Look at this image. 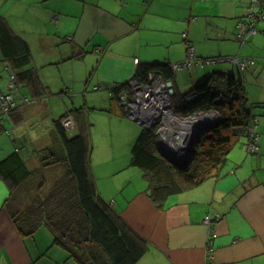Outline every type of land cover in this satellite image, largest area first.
<instances>
[{
  "label": "crops",
  "instance_id": "1",
  "mask_svg": "<svg viewBox=\"0 0 264 264\" xmlns=\"http://www.w3.org/2000/svg\"><path fill=\"white\" fill-rule=\"evenodd\" d=\"M72 1L76 4L66 11L69 13L52 11L58 13V17L51 13L53 22H50L58 25L56 32H39L34 39L28 35L22 38L29 46L33 60L31 66L35 70L34 61L40 67L81 63L82 70L88 60L94 65L96 72L88 80L71 78L65 89L71 96L89 92L87 95L91 98L107 99L105 113L117 126V132H123L114 140L113 133L101 132L100 137L104 136L101 142L111 150L119 147L127 153L141 132L132 119L121 115L110 94L113 86L127 85L125 96L121 97L122 106L126 95L132 94L129 84L138 66L179 63L186 58L188 44L193 47L196 58L235 56L255 61L246 68L241 80L247 102L257 118L258 150L246 154L243 143L242 147L235 146L220 177H211L193 189L172 195L162 208H158L148 195L142 173L134 180L136 183L130 185L135 174L123 178L124 167L108 174V177L114 176L113 179L107 178L102 183L95 174L93 160L91 171L100 196L112 203L113 210L147 242V251L135 264H206L205 243L209 229L203 220L207 215L218 216L216 237L211 244L213 264H264V22L258 24L257 32L244 43L235 38L237 23L244 18L250 0ZM60 24L65 25L62 31ZM34 46H38V52H41L37 60L32 54ZM79 54L83 55L78 58ZM57 57L60 62L52 63L51 60ZM191 65L178 71L171 69L174 73L169 81L163 80L159 74L153 75L159 77L165 86L167 82L171 83L173 106H179L184 96L213 73L238 74L237 68L227 61L209 67L195 65L193 61ZM3 74L0 72L1 90L6 89ZM40 81L48 88L46 84L49 83ZM75 82L80 85L75 86ZM23 88L27 93L19 94L30 96L29 90ZM90 90H100V94L90 93ZM33 101L37 103L38 113L31 119L30 131L21 124L24 114L19 111L10 114L0 126V161L18 148L26 167L33 172L24 184L25 190L18 192L22 207L39 194L46 196L55 181L65 173L61 163L49 167L41 164L39 153L42 156L46 149L61 158L64 152L55 136L54 123L42 118L43 114L50 113L49 100L42 95ZM84 105H89L87 100ZM73 108L69 111H74ZM80 112L84 114L85 109L81 108ZM70 114L76 115L72 117L74 125L70 129L76 135L83 131V115ZM13 127H17V135ZM6 131L10 132L9 136ZM3 135L5 138H1ZM22 135H28L32 143L23 144L20 141ZM6 137L10 138L9 141ZM51 139L56 147L47 143ZM90 141L93 154L99 142L93 138L92 132ZM39 172L47 175L38 177ZM8 191V183L0 178V264H75L68 260L61 246L53 244L47 228L41 227L30 237L20 236L3 206ZM85 253L87 264H110L97 247L88 246Z\"/></svg>",
  "mask_w": 264,
  "mask_h": 264
},
{
  "label": "trees",
  "instance_id": "2",
  "mask_svg": "<svg viewBox=\"0 0 264 264\" xmlns=\"http://www.w3.org/2000/svg\"><path fill=\"white\" fill-rule=\"evenodd\" d=\"M82 55L79 54L78 58ZM32 61L27 42L0 15V63L2 66H10L16 89L19 86L27 88L33 98L47 96L49 90L41 84L36 70L31 66ZM203 65L207 64L199 66ZM237 72L236 76L213 73L188 94L195 95L192 101L185 102L184 96L179 106L172 105L174 114L182 117L211 109L220 115V119L196 140L194 151L184 168L173 166L159 151L153 138L156 127L141 129L131 147L129 165L142 172L148 195L158 208L163 207L168 197L193 189L211 177H220L228 164L231 150L239 139H244L245 142L248 124L255 115L247 102L242 75L238 69ZM173 73L170 64L151 63L138 66L133 78L139 83H149L153 75L159 74L163 80L169 81ZM126 88L128 89L127 85L113 86L110 94L114 106L120 109L121 115L127 117L128 112L120 106ZM25 96L29 98L28 95ZM17 108L4 115L3 122ZM80 111L81 109L71 112L81 114ZM67 112L53 122L64 157L57 156L51 149H46V153L40 156L44 167L63 164V177L55 181L46 196L39 194L31 203L22 207L18 192L25 190L24 184L33 172L26 167L16 148L0 161V178L9 187L3 206L20 236L30 237L41 227L47 228L52 235L53 244L61 246L66 251L68 260L75 264H87L85 251L88 246L97 247L110 264H135L147 251V242L113 210L112 203H107L100 196L91 171V144L85 129L76 135H69L63 128L61 120L66 117ZM70 116L74 118L76 115ZM6 135L9 136L10 132L6 131Z\"/></svg>",
  "mask_w": 264,
  "mask_h": 264
},
{
  "label": "rangeland",
  "instance_id": "3",
  "mask_svg": "<svg viewBox=\"0 0 264 264\" xmlns=\"http://www.w3.org/2000/svg\"><path fill=\"white\" fill-rule=\"evenodd\" d=\"M76 4L74 1L72 0H0V15L3 16L9 27L16 32L18 35H20L21 37H23L25 39V36H29L30 38L34 39V36H37V34L39 32H48V31H57L58 25H54L50 24V22H53L51 20V13L52 11H65V13H69L66 12L68 10H71L70 8H72V6ZM71 14V13H70ZM53 16H57L58 17V13H52ZM72 15V14H71ZM64 24H60L59 27L61 28V31L64 28ZM34 41V40H33ZM60 42H63L60 40ZM39 48L38 46H34L33 48V52L32 54L34 55V57L37 59H39V53L38 52ZM193 50V47H192ZM61 52V51H60ZM194 53V51H193ZM90 54H94V53H90ZM90 54H88L87 56H89ZM40 57H43L42 55ZM196 58V57H195ZM216 58V57H215ZM197 59H211V58H206L204 56H201V58H197ZM38 62V61H37ZM40 62V61H39ZM38 62V63H39ZM52 63H58L60 62V58H54L51 60ZM88 61L85 62V66L82 70L81 68V63H65V64H59V65H55V66H36V62L34 61V66L36 67V70L39 71L38 72V77L39 80H44L46 84L48 86V95L46 96V100L48 99V109L50 111L49 114H43L42 118L46 119L47 121H57L66 111V109L69 111V108L74 107V110H78L81 108L85 109V113L81 114L83 115V131H84V127H86L85 133L88 137V140L90 141V137H91V132H92V136L94 139H96L100 145V147L95 146V151L91 155H90V164H91V160L92 164L94 165V170H95V174L98 178L102 179L100 183H102L103 181L105 182V179H109L112 180L113 177L112 176H107L108 174L111 175L113 174V171L116 170L117 168L120 169L122 167H124L125 169L122 170L123 171V178L124 175H133L135 174V176L133 177L132 183H130V185L135 184L136 182L134 181L136 178L138 179V176H141V171H139L138 168L134 167V166H130L128 165L127 167V163L130 162V153H131V146L130 149L127 153H124V150L122 148L119 147H115L114 149H108L107 148V144H105L102 141V137L101 136V132L103 131H109L111 133H113V135H111L113 137V140L116 138L117 136H120L121 134H123V132H117V126L114 125L115 123L110 122L109 120H112L110 115H108L107 113H105L106 111V105H107V99L104 97L101 98H97V97H90L87 95V92L85 95H80L77 94L75 96H71L70 93L68 91H66V85L69 82V80L71 78H75V79H80V77L82 79L88 80L90 75L93 73H95L96 71H94V65L88 63ZM76 64L80 65L77 66ZM40 65V64H39ZM193 66V65H191ZM209 66H213V64H207V65H203L202 67H209ZM100 68L98 69L97 72H99ZM0 72L3 73L2 70V65L0 64ZM5 75L2 76V78H4ZM81 82V81H80ZM80 82L77 84L75 82V86H79ZM94 86H91V89H93ZM84 89V87H83ZM168 89V88H167ZM100 90H90V93H97L100 94L99 92ZM24 94L27 93V91L23 88L20 87L16 90H12V94L14 96L15 99L19 98L20 94ZM169 94V93H168ZM29 96V95H28ZM172 95L168 96V101L169 104L173 110V106L171 104L170 98ZM87 97V98H85ZM189 97H192L191 99L187 100ZM29 100L31 101V103L24 105V106H20L17 108L16 111L22 112L24 115H26L25 117H27L28 120H26L24 118V115L22 117L23 121H22V125L27 127V131H30V125L32 124L31 119L32 117H34L36 115V107L35 105L37 104L36 102L33 101V99L29 96ZM194 99V97L192 95H187L185 96L184 100L185 102H190ZM87 100V103L89 105L85 106V102ZM73 105V106H72ZM103 107V108H101ZM70 109V110H73ZM210 113L213 115H216L217 118H219V113L214 110H201L198 111L197 113ZM75 113V112H74ZM39 115V114H38ZM80 115V116H81ZM91 115V116H89ZM172 116H175L176 118H181L178 116H176V114H171ZM195 115V114H194ZM191 116V115H190ZM190 116H186V117H182V118H188ZM216 118V119H217ZM160 119V123L159 125L156 124L153 127H156L154 130V140L156 141L157 147L159 146V140L160 138H158L156 135L160 133V124L162 121V118H157ZM215 119V120H216ZM115 120V119H113ZM131 120V119H130ZM131 122H133L134 124H136V126H138V129L141 130V126L138 125L137 123H135L134 121L131 120ZM41 124V123H40ZM166 125L169 126V128L172 127V129H175L176 126L173 125V120L170 119L166 122ZM11 129V128H10ZM96 129V131H95ZM181 131V130H180ZM13 132L15 133V135H17V127L14 129L13 127ZM98 132V133H97ZM69 135H72V131H68L67 132ZM182 133V132H179ZM56 134V133H55ZM56 138L58 139L57 135H55ZM14 137V136H12ZM16 137V136H15ZM48 137V136H47ZM1 138H5L4 135ZM7 141H9L10 138L6 137ZM110 138V135H109ZM21 142L23 144L28 143L31 144L32 140L30 139V137L28 135H22V137L20 138ZM123 139V138H122ZM128 141L130 139L126 138ZM92 141V140H91ZM91 146H92V142ZM243 139H239V142L237 143V145L235 146H239L243 143L242 142ZM59 144L60 141L58 139ZM192 142V141H191ZM17 143L19 144V141H17ZM48 144H51L52 147H56V144L52 141V139L50 141H47ZM133 145V144H132ZM234 146V147H235ZM242 147V145H241ZM99 148V149H98ZM194 149V146L192 145V148L190 149V151L186 153V157L184 160H187L192 152V150ZM243 149V148H242ZM91 151H92V147H91ZM64 152V151H63ZM123 152V153H122ZM230 154V153H229ZM39 155L41 156V153H39ZM57 156H60L59 154H57ZM31 158H28V160H30ZM47 175V173H42L39 172V174H36V176H40V177H45ZM131 179V178H130Z\"/></svg>",
  "mask_w": 264,
  "mask_h": 264
},
{
  "label": "built area",
  "instance_id": "4",
  "mask_svg": "<svg viewBox=\"0 0 264 264\" xmlns=\"http://www.w3.org/2000/svg\"><path fill=\"white\" fill-rule=\"evenodd\" d=\"M264 22V0H250L245 8V16L241 19L236 26L235 38L238 42L244 43L248 38L257 32L259 23ZM197 61L195 65L200 64H215L220 62H230L237 67L238 71L244 76L246 68L254 65L255 61L251 58H238L235 56L229 57H216L211 59H196L193 54L192 47L187 46V54L185 60L170 64L173 71H178L182 68L190 66L191 61ZM137 62V61H136ZM3 75L6 76V89H0V126L3 125V116L13 111L17 107L31 103L30 100L21 95L16 100L11 94L12 90H16V81L10 66L4 64L2 66ZM132 94L128 100H122V106L128 112L131 119L142 120L143 124L147 127L159 125L162 118L160 127L163 124L166 113L174 114L168 101V89L165 83L159 77H151L149 83H139L134 78L129 84ZM195 97V95H193ZM189 97L187 100L191 99ZM155 112V113H154ZM175 115V114H174ZM63 128L68 132L73 127V118L67 113L66 117L61 120ZM257 118L254 116L248 124L247 138L243 143V149L246 153H253L258 149L259 135L256 132ZM218 221V216H206L203 224L209 229V235L205 243L206 264H212L213 248L211 246L214 238L216 237L215 224Z\"/></svg>",
  "mask_w": 264,
  "mask_h": 264
},
{
  "label": "bare ground",
  "instance_id": "5",
  "mask_svg": "<svg viewBox=\"0 0 264 264\" xmlns=\"http://www.w3.org/2000/svg\"><path fill=\"white\" fill-rule=\"evenodd\" d=\"M216 118L217 116L211 114V112L197 113L188 118H176L170 113H166L160 129V145L163 147L164 152L175 158V160H182L187 151L189 152L192 148L191 140L195 131L201 125L214 121ZM170 119L173 120V125L176 126L175 129H172L173 126L169 128V126L166 125V122ZM181 128L184 129L180 131Z\"/></svg>",
  "mask_w": 264,
  "mask_h": 264
},
{
  "label": "water",
  "instance_id": "6",
  "mask_svg": "<svg viewBox=\"0 0 264 264\" xmlns=\"http://www.w3.org/2000/svg\"><path fill=\"white\" fill-rule=\"evenodd\" d=\"M166 86H167V88H168V93H169V95H172V89H171V83L170 82H167L166 83ZM68 113V112H67ZM194 114H197V112H195ZM194 114H192V115H194ZM191 115V116H192ZM176 116H178V115H176ZM220 116V115H219ZM179 117H181V116H179ZM128 118H130L129 116H128ZM182 118V117H181ZM131 119V118H130ZM220 119V117L219 118H217L216 120H214V121H211V122H209V123H205V124H203V125H201L196 131H195V134H194V136H193V138H192V145L194 146V144H195V142H196V140L204 133V132H206L208 129H210L211 127H212V125H214L218 120ZM134 122H136V123H138L140 126H142V128H145V129H151L152 127H150V128H147L142 122V120H139V119H132ZM184 128H181L180 130H183ZM191 130H192V127H191ZM155 135V134H154ZM158 138H160L161 137V134L159 133V134H157L156 135ZM159 146H158V149H159V151L167 158V160L173 165V166H175L176 168H184L186 165H187V161H188V159L187 160H184L185 159V157L187 156V155H185V157L182 159V160H175V158H173L172 156H170L168 153H166V152H164V150H163V147L160 145V140H159ZM194 151V149L192 150V152ZM191 152V153H192Z\"/></svg>",
  "mask_w": 264,
  "mask_h": 264
},
{
  "label": "flooded vegetation",
  "instance_id": "7",
  "mask_svg": "<svg viewBox=\"0 0 264 264\" xmlns=\"http://www.w3.org/2000/svg\"><path fill=\"white\" fill-rule=\"evenodd\" d=\"M153 77V76H152ZM124 100H128V96H126V98H124Z\"/></svg>",
  "mask_w": 264,
  "mask_h": 264
},
{
  "label": "clouds",
  "instance_id": "8",
  "mask_svg": "<svg viewBox=\"0 0 264 264\" xmlns=\"http://www.w3.org/2000/svg\"><path fill=\"white\" fill-rule=\"evenodd\" d=\"M127 117H128V115H127ZM155 133V132H154Z\"/></svg>",
  "mask_w": 264,
  "mask_h": 264
}]
</instances>
